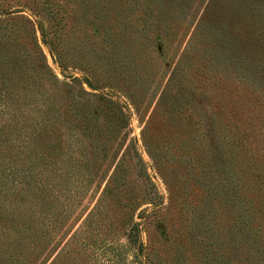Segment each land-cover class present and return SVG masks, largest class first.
Here are the masks:
<instances>
[{
	"label": "rangeland",
	"instance_id": "1",
	"mask_svg": "<svg viewBox=\"0 0 264 264\" xmlns=\"http://www.w3.org/2000/svg\"><path fill=\"white\" fill-rule=\"evenodd\" d=\"M7 49L0 157L35 186L0 206L58 226L27 254L0 223V264H264V0H0Z\"/></svg>",
	"mask_w": 264,
	"mask_h": 264
},
{
	"label": "trees",
	"instance_id": "2",
	"mask_svg": "<svg viewBox=\"0 0 264 264\" xmlns=\"http://www.w3.org/2000/svg\"><path fill=\"white\" fill-rule=\"evenodd\" d=\"M213 2V0H212ZM216 2V0H214ZM232 9H236L239 14L242 16H247L249 14L250 9L248 7H244L243 5L241 7L237 6ZM255 12V10H254ZM258 29L254 28L252 33L256 32ZM258 35V34H257ZM44 42H46L48 45H52V41L48 40L47 38H44ZM8 50V49H7ZM15 55V58H14ZM12 57V58H11ZM17 52L14 50H8L6 53L0 54V62H6L4 68H0V76L2 77L1 79V85H0V92L1 88L6 87V82H14L13 78H15L10 72V69H14L16 71V65H17ZM9 59V60H7ZM16 61H13L15 60ZM7 60V61H5ZM10 61V62H8ZM8 64H11L12 67L8 66ZM9 73L8 76H4V73ZM23 77V75H22ZM20 77V78H22ZM19 80V79H17ZM236 136L238 135L237 133L235 134ZM241 135H245L244 133H240L238 136L239 138L242 137ZM35 144V140L31 141V143H28L27 146H30L31 144ZM8 146L11 148L12 144H8ZM30 161V160H29ZM14 162L12 160L5 159L4 157H0V192H2L3 196L7 195L8 190H11L14 188V184L16 181L23 182L27 185V188L23 193L26 195H32L33 191L31 188H34V184L31 180V171H27L23 169V167L16 168L13 164ZM31 162H28V166H30ZM256 166L257 163H254L252 160H249V158L246 159V163L244 164V168L249 169L247 171H251L250 174H254L255 176H259V174L256 172ZM23 169V173L20 172V170ZM256 172V174H255ZM34 185V186H33ZM5 187L4 190L1 191V189ZM2 212H6L2 214ZM0 223L2 225H8L9 227H15L16 232H15V240L12 239V242H14L13 246L18 244V249H20V245L22 248L28 251L27 254H30V251L35 252L38 250V247L42 246L44 242L48 239L47 236L50 235L53 231L56 230V227L58 226L57 220H55V224H52L49 229L43 230L41 234H37L35 232L36 229H31L30 223L24 224L23 220L19 218V216L15 215L14 209L10 208V206H0ZM10 223V224H9ZM40 231H38L39 233ZM34 234H37L34 236ZM129 234H132V232H129ZM46 239V240H45ZM8 241H11L8 239ZM20 244V245H19ZM9 246H11V242L9 243ZM64 246V245H63ZM4 254H6V260L10 263L12 262L11 258L8 256V252L13 253L12 251H8V248L5 247V250H3ZM16 252V251H14ZM25 254V252H23ZM19 263L17 264H22L21 261L18 260ZM64 262V247L60 249L57 253L56 256L53 258V260L49 264H63ZM12 264V263H10Z\"/></svg>",
	"mask_w": 264,
	"mask_h": 264
}]
</instances>
